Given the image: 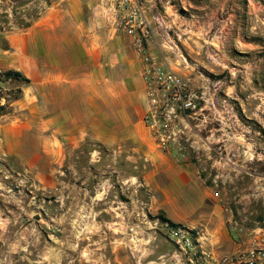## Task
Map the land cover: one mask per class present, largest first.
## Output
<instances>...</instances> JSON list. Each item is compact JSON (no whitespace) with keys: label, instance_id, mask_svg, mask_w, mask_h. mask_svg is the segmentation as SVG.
Segmentation results:
<instances>
[{"label":"rangeland","instance_id":"rangeland-1","mask_svg":"<svg viewBox=\"0 0 264 264\" xmlns=\"http://www.w3.org/2000/svg\"><path fill=\"white\" fill-rule=\"evenodd\" d=\"M49 2L0 0V72L15 60L8 34ZM207 5L195 12V33L173 26L163 36L172 69L189 81L197 104L195 115L165 127L167 148L158 147L169 170L147 177L157 166L137 153L135 164L119 161L133 154L125 148L83 147L56 162L28 158L34 164L25 155L1 156L0 264H199L195 166L222 204L264 209V0ZM29 83L0 80V116L17 114ZM171 227L194 245H180Z\"/></svg>","mask_w":264,"mask_h":264},{"label":"crops","instance_id":"crops-1","mask_svg":"<svg viewBox=\"0 0 264 264\" xmlns=\"http://www.w3.org/2000/svg\"><path fill=\"white\" fill-rule=\"evenodd\" d=\"M207 1H145L153 29L149 50L159 62L178 68L163 48V36L173 26L195 33L199 22L195 12L206 13L207 3L222 0ZM103 4L102 0H50L27 26L8 34L15 60L7 63V69L20 70L31 81L23 86L25 96L15 101L17 114L0 116V157L25 155L27 163L28 158L46 155L56 162L83 147L90 153L100 151L99 147L125 148L133 154L122 153L119 161L135 164L132 158L137 153L157 166L145 172L147 177L169 170L162 169L167 155L143 121L149 103L142 57L132 37L114 29ZM195 229L198 250L204 254L195 256V263L213 264L214 258L254 246L264 233V209L257 202L236 208L222 204L195 166Z\"/></svg>","mask_w":264,"mask_h":264},{"label":"built area","instance_id":"built-area-1","mask_svg":"<svg viewBox=\"0 0 264 264\" xmlns=\"http://www.w3.org/2000/svg\"><path fill=\"white\" fill-rule=\"evenodd\" d=\"M145 1L102 0L114 29L132 37L142 57L143 77L146 81V96L149 103V109L143 119L157 137L158 145L166 149L169 137L165 127H171V122L177 118L195 115L197 104L195 92L191 89L189 81L159 62L150 52L149 42L153 37V29L145 12ZM170 234L180 245L185 244V247L194 245L186 231L181 228L171 227ZM214 262L264 264V233L255 239L251 249L224 255L219 260L214 258Z\"/></svg>","mask_w":264,"mask_h":264},{"label":"trees","instance_id":"trees-1","mask_svg":"<svg viewBox=\"0 0 264 264\" xmlns=\"http://www.w3.org/2000/svg\"><path fill=\"white\" fill-rule=\"evenodd\" d=\"M2 78L4 80L16 79V80H21L27 83L31 81L30 78L27 77L22 71L14 69V68H9V69H6L0 72V80ZM159 218L161 221H163L164 223H168L170 226H180L179 223L174 222L172 219H170L166 215H160Z\"/></svg>","mask_w":264,"mask_h":264}]
</instances>
